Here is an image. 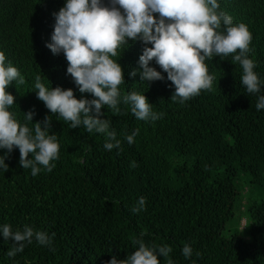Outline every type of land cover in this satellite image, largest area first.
Returning a JSON list of instances; mask_svg holds the SVG:
<instances>
[{"label": "trees", "instance_id": "16d2710c", "mask_svg": "<svg viewBox=\"0 0 264 264\" xmlns=\"http://www.w3.org/2000/svg\"><path fill=\"white\" fill-rule=\"evenodd\" d=\"M219 4L234 23L248 26V56L264 79V0ZM63 5L64 0H0V51L24 78L6 89L15 97L9 110L29 128L50 116V134L60 145L51 172L42 169L33 177L20 166L18 149L5 161L9 170H0V224L54 233L51 247L33 240L15 257L7 256L12 242L0 236V264H105L112 255H131L137 240L172 249L168 257H158L160 264H264V109L256 110L258 94L241 85L235 54L205 61L215 77L211 90L181 104L171 99L175 89L166 73L148 84L139 74L129 75L139 68L141 42L130 40L118 49L113 59L124 71L121 97L144 93L164 116L142 121L123 102L119 112L105 106L101 118L121 140L120 149L107 151L105 134L72 129L36 96L40 75L48 88H71L78 99L93 98L81 94L66 74L64 55L46 47L53 13ZM153 66L160 70L154 61ZM29 110L35 112L33 123L25 120ZM136 129L139 135L130 145L124 137ZM141 196L146 210L133 213ZM185 244L193 249L188 260L182 255Z\"/></svg>", "mask_w": 264, "mask_h": 264}, {"label": "clouds", "instance_id": "9594fccd", "mask_svg": "<svg viewBox=\"0 0 264 264\" xmlns=\"http://www.w3.org/2000/svg\"><path fill=\"white\" fill-rule=\"evenodd\" d=\"M54 25L50 42L46 47L54 55H64L68 62L69 74L81 94L78 99L73 89L60 86L48 88L35 77L34 89L37 99L53 114L70 121L72 129L83 126L89 132L105 134L104 149H120L121 140L116 132L110 131L111 122L102 119L101 109L119 112L123 102L131 107L137 120L156 121L164 113L155 112L153 105L141 93L131 91L121 97L119 86L125 83L124 71L113 57L117 50L129 41L141 42L142 54L138 69L129 75L140 76L141 82L165 79L174 87L171 99L185 103L198 96L202 90H211L215 77L209 74L205 61L214 57L233 55V63L238 62L243 70L240 83L250 94H258L256 110L264 109V79L254 70L257 65L249 58L252 33L243 23H234L233 18L220 10L219 0H64V5L53 13ZM223 26V27H222ZM5 53L0 51V170H9L5 161L14 149L20 153L19 164L23 169H31L33 177L42 170L51 172L54 161L59 159L60 145L57 135L50 134V116L33 123L35 112L24 113L25 120L34 128L21 124L9 110L15 97L6 89L15 81L24 83V78ZM159 66V71L157 67ZM139 129L125 135L128 144L134 143ZM131 167L137 166L133 161ZM146 198L141 196L133 213L145 209ZM0 236L11 241L8 257L23 252L27 244L35 240L41 246L51 247L53 237L47 231L36 230L25 225L22 230H12L9 224H0ZM131 255L119 259L112 255L105 264H160L158 257H168L170 247L148 246L142 240ZM186 260L193 256L189 244L182 248ZM199 256V253H195ZM169 264H172L169 261ZM192 264H196L195 261Z\"/></svg>", "mask_w": 264, "mask_h": 264}, {"label": "rangeland", "instance_id": "374dc122", "mask_svg": "<svg viewBox=\"0 0 264 264\" xmlns=\"http://www.w3.org/2000/svg\"><path fill=\"white\" fill-rule=\"evenodd\" d=\"M244 224H245V220H244V219H242V220H241V222H240V227H243V226H244Z\"/></svg>", "mask_w": 264, "mask_h": 264}]
</instances>
